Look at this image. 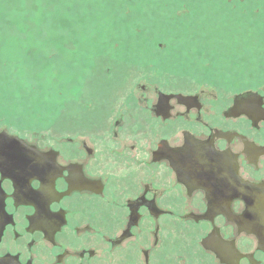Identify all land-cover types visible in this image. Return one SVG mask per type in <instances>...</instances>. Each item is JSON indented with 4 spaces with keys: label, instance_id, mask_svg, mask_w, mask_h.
Wrapping results in <instances>:
<instances>
[{
    "label": "flooded vegetation",
    "instance_id": "1",
    "mask_svg": "<svg viewBox=\"0 0 264 264\" xmlns=\"http://www.w3.org/2000/svg\"><path fill=\"white\" fill-rule=\"evenodd\" d=\"M118 74L64 102L58 144L0 128V264H264V91Z\"/></svg>",
    "mask_w": 264,
    "mask_h": 264
},
{
    "label": "rangeland",
    "instance_id": "2",
    "mask_svg": "<svg viewBox=\"0 0 264 264\" xmlns=\"http://www.w3.org/2000/svg\"><path fill=\"white\" fill-rule=\"evenodd\" d=\"M212 19L185 0H0V127L58 144L64 102L92 86L89 70L196 92L206 105L263 92L264 0H228Z\"/></svg>",
    "mask_w": 264,
    "mask_h": 264
},
{
    "label": "snow or ice",
    "instance_id": "3",
    "mask_svg": "<svg viewBox=\"0 0 264 264\" xmlns=\"http://www.w3.org/2000/svg\"><path fill=\"white\" fill-rule=\"evenodd\" d=\"M186 3L191 4V5H196L199 6L201 9L204 10V13L206 15V21L205 23L208 24L209 27L215 28V21L212 19V17L216 14V10L219 8H222L225 6L228 2V0H185ZM211 21V23H209ZM204 30V25H200L197 27V25L192 26V39L194 41H199V35L198 33L200 31ZM213 47L212 45H209V48ZM4 58V52L3 49L0 48V65H2V61ZM194 67V63L192 61H189L185 65V69L187 71H191ZM91 80L90 83L92 87L97 86L98 83V74L95 72H91ZM4 86H5V80H4V75L2 71V67H0V113L4 111L5 104H6V98H5V91H4ZM83 92L79 93L78 95L72 96L70 95L66 104L67 105H74L78 104L82 101L83 99Z\"/></svg>",
    "mask_w": 264,
    "mask_h": 264
},
{
    "label": "water",
    "instance_id": "4",
    "mask_svg": "<svg viewBox=\"0 0 264 264\" xmlns=\"http://www.w3.org/2000/svg\"><path fill=\"white\" fill-rule=\"evenodd\" d=\"M1 128V127H0ZM3 129V128H2Z\"/></svg>",
    "mask_w": 264,
    "mask_h": 264
}]
</instances>
